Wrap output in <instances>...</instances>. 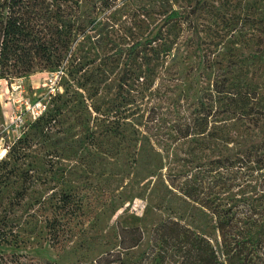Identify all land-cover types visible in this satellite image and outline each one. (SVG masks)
<instances>
[{
	"label": "rangeland",
	"instance_id": "obj_1",
	"mask_svg": "<svg viewBox=\"0 0 264 264\" xmlns=\"http://www.w3.org/2000/svg\"><path fill=\"white\" fill-rule=\"evenodd\" d=\"M73 1L83 18L62 47L73 57L61 97L47 106L65 97L63 118L31 130L15 157L0 162V264H106L119 226L145 228L144 243L130 250L137 254L156 220L168 217L209 230L212 220L171 189L167 174L189 170L190 158L237 155L264 140V0ZM173 10L181 17L166 21ZM159 29L163 38L152 45L160 59L148 72L129 50L134 37ZM53 68L36 59L25 80L29 100L45 96ZM21 72L0 64V77ZM3 84L0 125L10 110ZM197 120L222 145L204 150L198 126L183 137L179 130ZM110 127L123 133L110 136ZM65 193L72 199L62 205ZM55 206L63 212L51 230Z\"/></svg>",
	"mask_w": 264,
	"mask_h": 264
},
{
	"label": "trees",
	"instance_id": "obj_2",
	"mask_svg": "<svg viewBox=\"0 0 264 264\" xmlns=\"http://www.w3.org/2000/svg\"><path fill=\"white\" fill-rule=\"evenodd\" d=\"M75 5L73 0H0V64L13 62L23 71L0 78L29 76L39 57L55 64L51 71L64 63L68 65L73 54L63 57L62 47L68 43L73 24H79L83 18L80 6ZM180 17V11L173 10L166 21ZM44 25L52 32L36 34L35 28ZM57 32L60 35L55 38ZM152 35V31L137 39L133 35L129 50L138 54L148 72L153 70L155 55L160 56L152 44L163 38L162 29ZM126 36L132 35L126 32ZM58 95L53 99L61 97ZM245 99L242 95L241 100L245 102ZM66 107L67 100L63 97L50 112L47 107L40 117L29 120L26 132L12 146L8 158L1 161L15 157L31 130L37 133L46 123H60ZM113 121L109 120L107 127ZM197 126L202 130L198 133L204 150L222 145L216 130L204 127L199 120L179 131L183 137H189ZM118 131L110 127L106 133L113 136ZM200 157L198 162L193 158L186 160L193 166L189 170L170 172L166 180L171 189L204 210L213 222L211 229L193 226L179 217L158 219L149 229L146 249L136 254L130 250L144 243L145 228L119 226V243L106 251V264H264V140L237 155L207 153ZM71 199L70 193L63 194L62 205ZM57 207L51 211L53 216L48 222L51 230L56 228L55 223L63 212Z\"/></svg>",
	"mask_w": 264,
	"mask_h": 264
},
{
	"label": "built area",
	"instance_id": "obj_3",
	"mask_svg": "<svg viewBox=\"0 0 264 264\" xmlns=\"http://www.w3.org/2000/svg\"><path fill=\"white\" fill-rule=\"evenodd\" d=\"M66 65L64 63L51 73L44 84L47 87L45 96H40L35 101L25 96L27 76L0 78L1 83L4 82V90L9 93L10 101V105L7 104L10 110L5 114L6 120L0 125V161L8 158L12 146L26 132L28 121L40 117L46 111L51 98L60 90V80L65 74Z\"/></svg>",
	"mask_w": 264,
	"mask_h": 264
}]
</instances>
